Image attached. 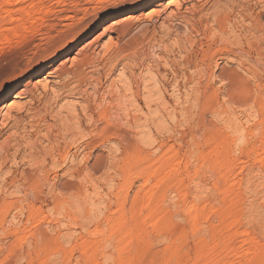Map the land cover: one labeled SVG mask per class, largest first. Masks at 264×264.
<instances>
[{"label": "rangeland", "instance_id": "374dc122", "mask_svg": "<svg viewBox=\"0 0 264 264\" xmlns=\"http://www.w3.org/2000/svg\"><path fill=\"white\" fill-rule=\"evenodd\" d=\"M0 44L34 64L0 99V264H264V0H0Z\"/></svg>", "mask_w": 264, "mask_h": 264}, {"label": "bare ground", "instance_id": "6f19581e", "mask_svg": "<svg viewBox=\"0 0 264 264\" xmlns=\"http://www.w3.org/2000/svg\"><path fill=\"white\" fill-rule=\"evenodd\" d=\"M144 1V0H143ZM227 1V0H226ZM236 1V0H235ZM245 2V1H244ZM13 3H15V1L13 2ZM229 3V2H228ZM218 5V4H217ZM34 8V7H33ZM41 9V8H40ZM35 10V9H34ZM34 10H32V11H34ZM27 11V10H26ZM31 11V10H30ZM30 11H28L29 13H31ZM84 11V10H83ZM214 11V10H213ZM156 13V12H155ZM215 13V12H214ZM217 13V12H216ZM215 13V14H216ZM221 13V12H220ZM157 14V13H156ZM152 15H153V13H152ZM151 15V16H152ZM155 15V14H154ZM159 14H157V16H158ZM220 15V14H219ZM224 15H226L227 16V14H224ZM76 16V15H75ZM217 16H218V13H217ZM67 17V16H66ZM72 17V16H71ZM219 17H222V16H219ZM170 19V18H169ZM220 19V18H219ZM254 19V18H253ZM65 20V19H64ZM47 21V20H46ZM104 19L103 20H101L100 21V23L98 24V25H96V26H94V28H93V31L94 30H96V29H98L99 27H100V25H102L103 23H104ZM259 21V20H258ZM26 23V22H25ZM67 23V22H66ZM69 23V22H68ZM169 23V22H168ZM171 23V22H170ZM166 23L164 22V25H165ZM19 25V24H18ZM28 25V24H27ZM63 25V24H62ZM167 25V24H166ZM25 26V25H24ZM128 26V25H127ZM154 26V25H153ZM259 26V25H258ZM260 26H262V25H260ZM259 26V27H260ZM8 27V26H7ZM29 27V26H28ZM87 24H85L84 23V20H80L76 25H74L69 31H67V32H65V31H61V32H59V34L57 35V39H56V41L59 39H62L61 40V42L59 43V48L58 49H60L61 47H63L64 45H67L69 42H70V40L71 39H73L74 37H78V41L79 42H81V41H83L84 40V38L86 37V31H87ZM164 27V26H163ZM167 27H168V25H167ZM171 27V26H170ZM170 27H168V29L170 28ZM258 27V28H259ZM260 28H262V27H260ZM259 28V29H260ZM145 29H147V28H145ZM145 29H143V30H145ZM165 29V28H164ZM129 30V29H128ZM171 30V29H170ZM60 31V30H59ZM148 31V30H147ZM126 32H127V30H126ZM145 32V31H144ZM167 32V31H166ZM168 33V32H167ZM128 34H129V32H128ZM151 34V33H150ZM126 35V34H125ZM132 35V34H131ZM133 36V35H132ZM151 36V35H150ZM6 37V36H5ZM144 37V36H143ZM142 37V38H143ZM163 37V36H162ZM149 38V37H148ZM9 39V38H8ZM131 39V38H130ZM133 40L131 41V43L132 42H137V43H139L138 42V39H141V38H137V36H135L134 38H132ZM150 39V38H149ZM152 39V38H151ZM144 40V39H143ZM152 40H154V39H152ZM55 41V42H56ZM77 41V42H78ZM141 41V40H140ZM151 42V41H150ZM40 44V43H39ZM125 44V43H124ZM140 44H141V42H140ZM1 45V44H0ZM56 45V44H55ZM58 45V44H57ZM120 45V44H119ZM128 45V44H127ZM135 46H137L136 45V43L134 44ZM139 45V44H138ZM129 46V45H128ZM58 47V46H57ZM56 47V48H57ZM65 47V46H64ZM125 47H126V45H125ZM126 48H128L129 49V47H126ZM54 49V48H53ZM53 49H51V50H48V49H43L42 50V52L41 53H38V54H36L35 55V57L36 56H38L39 58H36L37 60L38 59H40V58H42V57H40V56H45V54H42L44 51H47V52H44V53H53L54 52V50ZM115 49V48H114ZM87 50V49H86ZM124 50V49H123ZM131 50V49H130ZM114 51V50H113ZM125 51V50H124ZM87 52V51H86ZM120 52V51H119ZM112 53V52H111ZM29 54V53H28ZM91 54H93V53H91ZM91 54H87V53H84V57H86L85 59H83V62H82V65H87V66H89V64H93L94 66L96 65V64H94L95 63V61H94V58L93 57H91L92 55ZM118 54V53H117ZM94 55V54H93ZM101 55V54H100ZM109 55H111V54H109ZM95 56V55H94ZM52 57V56H51ZM110 57V56H109ZM96 58V57H95ZM113 57H111V59H112ZM117 58V57H116ZM35 59V60H36ZM81 59V60H82ZM102 59V58H101ZM110 59V60H111ZM96 60V59H95ZM105 61H107V59L105 60ZM111 61H114L113 59L111 60ZM108 62H110V61H108ZM77 63V62H76ZM80 63H81V61H80ZM102 63V62H101ZM106 63V62H105ZM107 64V63H106ZM113 64V63H112ZM33 63H31V64H28L27 66H26V68L25 69H21L20 67H19V64L16 62V59L15 60H12V61H10V64H9V66L8 67H4L5 69L1 72V70H0V99L3 97V96H8L9 94H11L13 91H14V89H16V87L20 84V82H18V77H19V73H24L25 71H28V70H31V68L33 67ZM77 65H79V62H78V64ZM81 65V66H82ZM92 65V67L94 68V66ZM49 66V65H48ZM80 65H79V68L81 67ZM98 66V65H97ZM107 66V65H106ZM105 66V67H106ZM112 66V65H111ZM74 67H76V66H74ZM83 67V66H82ZM91 67V66H90ZM104 67V66H103ZM78 68V69H79ZM85 68V67H84ZM92 68V69H93ZM102 68V67H101ZM34 69V68H33ZM78 69H76L77 71H72V73L74 74H78V75H81V71L80 70H78ZM83 69V68H82ZM81 69V70H82ZM45 70V69H44ZM97 70V69H96ZM62 71V70H61ZM83 71V70H82ZM60 72V71H59ZM64 73H69V72H71V69L68 71V70H66V69H64V71H63ZM95 72V71H94ZM61 73V72H60ZM74 74V75H75ZM82 74H83V72H82ZM85 74H86V72H85ZM75 75V78L77 77ZM61 77H63V76H59V78H61ZM82 77V76H81ZM80 77V78H81ZM78 78V77H77ZM83 79V78H82ZM75 79L73 78V81H74ZM76 81H77V79H76ZM69 82V81H68ZM71 82V81H70ZM81 82H83V81H81ZM71 84V83H70ZM7 85H9V88L4 92V89H5V87L7 86ZM64 86H66V85H64ZM67 86H69V84L67 85ZM67 86L65 87V88H67ZM77 86V85H76ZM73 87V86H72ZM70 88H71V86H70ZM68 89V88H67ZM27 90V89H26ZM28 91V90H27ZM27 91H25V93L27 92ZM33 91V90H32ZM31 91V92H32ZM29 92V91H28ZM133 92V91H132ZM24 93V92H23ZM30 93V92H29ZM29 93H27V94H29ZM33 93V92H32ZM152 94V93H151ZM33 95V94H32ZM150 95V94H149ZM32 97V96H31ZM36 97V96H35ZM151 97V96H150ZM5 98V97H4ZM39 99V98H38ZM146 100H147V98H145ZM40 100V99H39ZM121 101V100H120ZM40 103V102H39ZM26 105V104H25ZM19 107H18V109L20 110V112L21 111H23V110H25L26 109V106H20V105H18ZM38 112V111H37ZM11 113V112H10ZM9 113V114H10ZM32 113V112H31ZM21 114V113H20ZM9 116V118L11 117V118H13V119H11V122H12V120L14 121L13 123H14V126L15 127H17L18 128V126L20 125V121L22 120L21 119V117L20 116H10V115H8ZM6 119H7V117H6ZM10 119H7V121L8 120H10ZM25 123V122H24ZM5 124V123H4ZM106 124V123H105ZM22 127V126H21ZM20 127V128H21ZM79 128V127H78ZM105 129H106V125H105ZM107 129H108V127H107ZM22 131V130H21ZM69 131V130H68ZM24 132V131H23ZM101 133V132H100ZM102 134V133H101ZM104 134V133H103ZM53 149V148H52ZM43 168V166H40L39 167V169L40 168ZM41 168V169H42ZM28 175H29V173H28ZM29 176H31L32 177V174H30ZM34 177H36V176H33V178ZM30 178V177H29ZM33 178H30V180H35V179H33ZM24 179H26V177H24ZM37 179H38V177H37ZM41 179V178H40ZM39 179V180H40ZM27 180V179H26ZM25 180V181H26ZM38 180V181H39ZM37 181V182H38ZM27 182V181H26ZM29 182V181H28ZM35 183L34 184H36V185H38L37 184V182L36 181H34ZM41 182H43V180L41 181ZM29 183H31V181L29 182ZM29 183L27 184V185H29ZM32 184V185H31ZM29 186H32V190H33V182L31 183ZM39 184H40V182H39ZM35 186V185H34ZM41 186V185H40ZM38 187V186H36V188H37V190H38V188H40L41 189V187ZM44 188H42V190H43ZM30 190V189H29ZM37 190H36V193H39V191L37 192ZM41 190V191H42ZM41 191H40V193H41ZM43 192V191H42ZM43 194V193H42ZM37 195V194H36ZM37 197L38 196H36V200H37ZM41 199V198H40ZM16 201V200H15ZM14 201V202H15ZM41 201V200H40ZM16 203V202H15ZM17 203H18V201H17ZM17 205V204H16ZM12 206H13V203L12 202H9V201H4L1 205H0V214H2V215H6V213H8L9 211H10V209L12 208ZM9 215V214H8Z\"/></svg>", "mask_w": 264, "mask_h": 264}]
</instances>
